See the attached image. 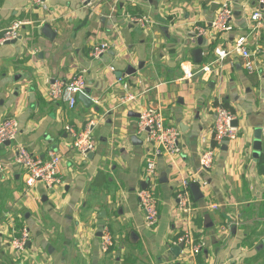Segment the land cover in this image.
Returning <instances> with one entry per match:
<instances>
[{
  "label": "crops",
  "instance_id": "1",
  "mask_svg": "<svg viewBox=\"0 0 264 264\" xmlns=\"http://www.w3.org/2000/svg\"><path fill=\"white\" fill-rule=\"evenodd\" d=\"M44 1L45 8H32L29 0H0V32L15 20L29 22L15 44L0 45V120L13 116L20 125L14 147H0V161L10 162L18 143L41 157L49 150L68 153L66 123L90 124L96 148L86 157L65 156L62 182L52 191L37 184L25 192L24 171L17 167L0 173V264H264V25L253 28L250 20L257 4L230 0L232 29L209 30L198 44L192 28L208 27L222 0ZM133 16L150 23L133 22ZM44 24L54 32L51 38L42 33ZM239 35L251 51L261 49L253 72L235 52L212 62L214 47L230 48ZM98 42L110 48L93 58ZM198 47L203 55L196 64L191 52ZM208 64L209 72H196ZM129 66L136 71L128 74ZM80 70L90 106L78 98L69 109L46 98L47 80ZM183 70L193 75L185 78ZM127 92L135 98L119 104ZM217 104L234 113L237 138L222 144L213 167L202 171L200 153L212 145ZM144 108L161 110L165 123L179 129L182 147L178 156L156 160L159 219L151 228L137 198L147 183V146L137 133L138 118L129 115ZM256 128L261 147L254 155ZM185 178L208 182L199 187L202 199L192 197L197 211L191 219L178 210L175 196ZM106 224L114 245L101 253ZM22 226L30 238L18 253L10 240ZM188 229L205 246L187 257L182 245L176 255L172 248Z\"/></svg>",
  "mask_w": 264,
  "mask_h": 264
},
{
  "label": "built area",
  "instance_id": "2",
  "mask_svg": "<svg viewBox=\"0 0 264 264\" xmlns=\"http://www.w3.org/2000/svg\"><path fill=\"white\" fill-rule=\"evenodd\" d=\"M257 4V8L252 10L250 20L255 24L253 28L264 25V0H253ZM83 4L87 5L88 0H83ZM32 8H45L44 0H29ZM233 7L230 0H222L218 10L211 20L209 26L195 25L191 33L194 36H204L209 33V30L216 32H228L232 29ZM133 22L139 24L150 23L146 16L131 17ZM25 20H15L10 26L0 32V45L6 41L17 39L21 27L28 24ZM110 48L108 42H98L93 45L90 55L93 58H98ZM260 47L250 50L247 42V37L239 35L232 41L230 48L215 46L213 53L215 59L213 63H220L232 53H236L244 60L243 65L249 72L256 69L254 58L260 53ZM210 64L203 65L197 68L196 72L206 73L210 71ZM114 70L113 67H110ZM85 71L73 73L68 79H57L52 82L47 80V90L45 96L50 101L61 102L69 109L75 107L78 96L85 92L86 80ZM184 77L188 78L193 75L190 70H183ZM124 89H127V83L123 84ZM135 96L132 93H125L119 98V104H127L133 100ZM234 113L222 104H217L214 107V124L210 131L212 145H208L201 150L199 158V167L202 171H207L212 168L216 159V152L219 147L228 141H233L237 138V129L233 125L235 120ZM19 122L13 117H5L0 120V147L5 146L6 142H15L19 132ZM64 130L71 137L69 144V152L65 153L57 150H49L47 156H39L31 152L25 145L18 143L13 158L10 162L3 163L0 161V173L4 172L8 166H14L23 170L24 189L25 192H30L37 184H42L46 190L52 191L62 182L61 164L65 156L75 152L76 154L87 156L89 152H93L96 148L95 141L92 138L91 125L79 128L73 124L66 123ZM138 135L143 138V143L147 146V158L144 167V180L147 181L144 188L137 191L138 204L143 212L144 224L146 227H154L159 219L158 212V197H157V169L156 160L160 156H178L182 147L179 143L180 132L175 125L165 123L163 113L159 109L144 108L139 111L138 117ZM264 177V176H263ZM196 183L200 188H206L208 182L205 179H182L177 184L175 191L177 198V208L187 219L194 218L197 208L194 206V201L191 196L189 185ZM210 209L215 211L217 205L210 204ZM228 225H232L229 223ZM225 229L224 226H221ZM30 232L26 226H22L18 230V234L14 235L11 240V248L18 253H23L29 242ZM178 241L185 247V255L187 257L199 253L204 248L203 242H195L190 229L184 230L179 236ZM100 251L107 253L114 245V237L106 224L101 229L100 234Z\"/></svg>",
  "mask_w": 264,
  "mask_h": 264
},
{
  "label": "water",
  "instance_id": "3",
  "mask_svg": "<svg viewBox=\"0 0 264 264\" xmlns=\"http://www.w3.org/2000/svg\"><path fill=\"white\" fill-rule=\"evenodd\" d=\"M42 33L47 36L48 38H51V34L54 35V32L51 30L50 26L48 24H44L43 28H42ZM202 36H198L197 37V40H198V44H201L202 42ZM17 41V39H13V40H10V41H6L4 44H15V42ZM192 54V58H193V61L197 64L201 61L202 59V55H203V50L202 48L198 47V48H194L191 52ZM142 66V62L139 63L138 67L141 68ZM136 69L129 66L127 68V73L128 74H131L132 72H135ZM198 74L200 75L201 72H198ZM78 98L87 106H90L91 105V99L88 98L87 95H85L84 93H81L79 94ZM129 115H132L133 117H139V113H134V112H129ZM233 125L236 126L237 125V120H234L233 121ZM260 137H261V128H256L255 130V141H254V148H255V152H254V155H257V153H259V150H260V144H261V141H260ZM137 137L136 136H132V140L134 141H137ZM139 143H142V141L140 140ZM10 142H6L5 145H9ZM143 186H145V184H143ZM189 188H190V192H191V195L192 197L195 199V200H199V199H202L203 198V194L202 192L200 191V188L198 186V184L196 183H190L189 185ZM29 243H27L28 245ZM182 243L178 244L177 246H174L172 248V251L177 255L179 254V251H180V248L182 247ZM264 246V238H262L261 240V245L259 247H263Z\"/></svg>",
  "mask_w": 264,
  "mask_h": 264
},
{
  "label": "rangeland",
  "instance_id": "4",
  "mask_svg": "<svg viewBox=\"0 0 264 264\" xmlns=\"http://www.w3.org/2000/svg\"><path fill=\"white\" fill-rule=\"evenodd\" d=\"M9 148H13L14 144L12 143L10 146H8ZM73 153V152H72ZM75 153V152H74Z\"/></svg>",
  "mask_w": 264,
  "mask_h": 264
},
{
  "label": "trees",
  "instance_id": "5",
  "mask_svg": "<svg viewBox=\"0 0 264 264\" xmlns=\"http://www.w3.org/2000/svg\"><path fill=\"white\" fill-rule=\"evenodd\" d=\"M264 173V172H263Z\"/></svg>",
  "mask_w": 264,
  "mask_h": 264
}]
</instances>
